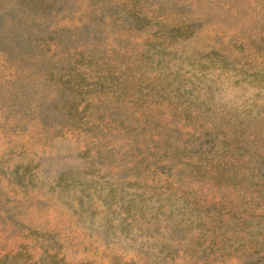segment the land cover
<instances>
[{
	"label": "rangeland",
	"instance_id": "1",
	"mask_svg": "<svg viewBox=\"0 0 264 264\" xmlns=\"http://www.w3.org/2000/svg\"><path fill=\"white\" fill-rule=\"evenodd\" d=\"M0 264H264V0H0Z\"/></svg>",
	"mask_w": 264,
	"mask_h": 264
}]
</instances>
